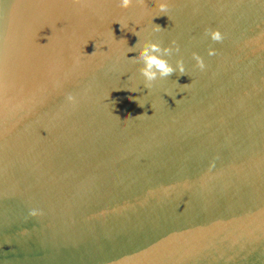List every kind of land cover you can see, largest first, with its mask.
<instances>
[{
	"label": "water",
	"instance_id": "95a60500",
	"mask_svg": "<svg viewBox=\"0 0 264 264\" xmlns=\"http://www.w3.org/2000/svg\"><path fill=\"white\" fill-rule=\"evenodd\" d=\"M159 2L0 0V264H264V0Z\"/></svg>",
	"mask_w": 264,
	"mask_h": 264
},
{
	"label": "clouds",
	"instance_id": "9594fccd",
	"mask_svg": "<svg viewBox=\"0 0 264 264\" xmlns=\"http://www.w3.org/2000/svg\"><path fill=\"white\" fill-rule=\"evenodd\" d=\"M80 0H74V3H79ZM145 0H119V6L122 9H128L133 4L136 5H144ZM158 8L160 15L158 16H167L169 11L168 8V0H160L158 3ZM168 17V16H167ZM117 23L120 24L119 21ZM154 25V31L162 32L165 29H162L159 25ZM121 30H124V26L120 24ZM206 35L216 43H220L224 40V35L220 32L219 29L216 28H206ZM136 35V33L134 32ZM113 35V33H112ZM114 37V36H113ZM126 43V42H125ZM44 46V45H41ZM96 47V46H95ZM136 51V46L134 45L131 48H128V52ZM179 52V46L175 40L170 42L169 46H161L159 43L149 42L146 46L142 47L139 51L138 59L143 62V66L139 68V74L143 80V88L150 90L152 86L158 79H164L172 75L174 72L178 75H187L185 66L182 59H176L175 67L165 59V56H172L174 53ZM96 51H94L91 55H94ZM207 54L209 56H213L216 54V50L214 48H209L207 50ZM89 55V56H91ZM192 58L195 61V67L199 70L203 71L206 68L205 62L203 58L197 53H192ZM133 60H136L137 57H133ZM182 87H188L189 84L181 85ZM130 92H138V89H126ZM67 101L70 104L76 103V98L69 94L66 97ZM130 99H133L130 97ZM137 99V98H135ZM138 106L143 107L144 105L139 103L137 99ZM140 116V115H139ZM43 215V213L38 209H30L28 212L29 217H38Z\"/></svg>",
	"mask_w": 264,
	"mask_h": 264
}]
</instances>
